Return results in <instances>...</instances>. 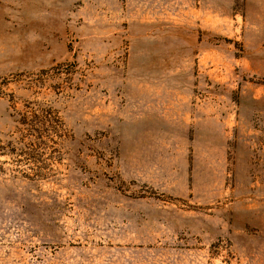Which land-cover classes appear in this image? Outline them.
Segmentation results:
<instances>
[{"label": "rangeland", "instance_id": "374dc122", "mask_svg": "<svg viewBox=\"0 0 264 264\" xmlns=\"http://www.w3.org/2000/svg\"><path fill=\"white\" fill-rule=\"evenodd\" d=\"M0 264H264V0H0Z\"/></svg>", "mask_w": 264, "mask_h": 264}]
</instances>
